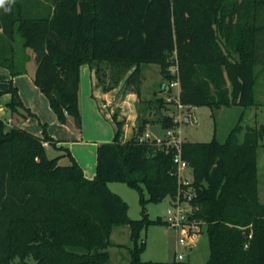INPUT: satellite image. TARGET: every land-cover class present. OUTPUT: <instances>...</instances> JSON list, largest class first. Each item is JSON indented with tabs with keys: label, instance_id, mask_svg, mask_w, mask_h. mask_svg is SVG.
<instances>
[{
	"label": "trees",
	"instance_id": "trees-1",
	"mask_svg": "<svg viewBox=\"0 0 264 264\" xmlns=\"http://www.w3.org/2000/svg\"><path fill=\"white\" fill-rule=\"evenodd\" d=\"M13 0L0 7V66L14 77L27 72L34 53V81L60 123L73 118L82 129L81 66L96 69L105 91L121 82L140 97L132 138L113 115L115 135L98 146L97 174L88 178L65 146L0 116V264H110L111 235L127 224L131 263L144 262L143 229L166 222L149 217L147 201L192 192V222L207 231V264H264V201L259 149L264 122L245 123L243 111L227 139L186 141L189 185L179 180L173 146L141 136L153 124L179 125L174 102L155 94L143 98V64H159L173 79L170 57L177 54L182 103L221 107L260 106L257 87L264 73V0ZM175 76V77H174ZM106 77L108 81H106ZM106 81V82H105ZM162 90H164L162 88ZM8 106L37 115L9 80ZM64 151L50 156L47 145ZM70 158L61 164L62 156ZM125 182L140 194L142 216L110 182ZM146 191L150 198L146 199ZM176 263V262H175Z\"/></svg>",
	"mask_w": 264,
	"mask_h": 264
},
{
	"label": "rangeland",
	"instance_id": "rangeland-1",
	"mask_svg": "<svg viewBox=\"0 0 264 264\" xmlns=\"http://www.w3.org/2000/svg\"><path fill=\"white\" fill-rule=\"evenodd\" d=\"M233 1L234 0H231L230 3ZM170 61V69H172L177 65L178 62L176 52H174L170 57ZM31 70V63L30 65L27 64V72H31ZM141 70L142 74H144L146 77V80L142 82L140 88V93L143 98L148 99V97L153 95L154 91L156 90L162 91L161 88L163 84L168 86L169 82L172 80V78L168 79L162 74L161 66L159 64H143ZM106 81H108L107 77ZM6 84L7 82L5 80H0V89L1 86L3 87ZM101 86L103 88V84H101ZM130 88L131 87L125 86V91H129ZM173 90H175V88H173ZM167 94V98L169 97L171 99L173 91L170 90V93L167 92ZM257 95L258 100L263 102V104L260 106H251L246 109L240 104L221 107L188 105V107L183 108L184 119L177 120L179 125L176 126V128L171 129L176 130L186 141L207 142L213 140L214 138L220 141H225L232 128L238 122L243 111H246L244 117L246 121L245 123L255 125L257 122H264V73L257 87ZM45 96L44 98L47 97ZM5 99L6 97L4 93L3 96L0 97V106H2L4 110L2 111L0 109V113H3L2 117H4V115H6L7 118L13 116L12 120L7 119L6 121L7 127L9 128L12 126V124H17L21 116L19 112L12 111L9 107H5ZM48 108H50V106H48ZM21 112L24 111L20 110V113ZM166 112H173V114H176L177 117V109L174 104H169V109ZM191 115H193V121L189 123L185 122V116L191 117ZM38 117V115L37 117L35 116L36 119ZM195 120H197V122H195ZM40 125L42 128V123ZM165 130L166 129H164V132ZM149 132H151L153 135H162L163 129L161 128L158 132L149 130ZM259 166L261 198L264 201V147L259 149ZM191 177V170L186 169L183 172L182 178L189 179ZM109 187L112 191L115 190L114 192L120 194L123 199L128 202L129 215L131 218H140L142 216L140 194L137 189L129 186L125 182L120 181L110 182ZM178 195L179 194H177L175 198L165 197L163 200L156 202L148 200L150 198V193L149 191H146V199L148 200L146 203V210L149 214V217L157 218L158 216H161L163 219H165L168 209L172 206L171 201H176L178 199ZM180 202L184 209L192 211V206L187 197L181 196ZM115 230L116 231L112 234V239L115 242L122 243V245L118 244L109 248L112 256L111 264H131L130 247L133 245V242L129 234L128 225H119ZM142 236L147 240L146 248L141 253V259L144 262L152 260L155 262L152 264H207L210 258V239L205 229L201 233H198L197 237L194 239L190 238L188 245L180 246L178 245L179 235L177 234V230L168 222L150 224L147 228L143 229ZM179 254H183V259L178 260ZM176 260L177 263H175ZM28 264H36V261L33 258H30Z\"/></svg>",
	"mask_w": 264,
	"mask_h": 264
},
{
	"label": "crops",
	"instance_id": "crops-1",
	"mask_svg": "<svg viewBox=\"0 0 264 264\" xmlns=\"http://www.w3.org/2000/svg\"><path fill=\"white\" fill-rule=\"evenodd\" d=\"M27 51V53L31 55V58L28 61V65H30V63L32 65L31 72L21 73L13 77L8 69L0 66V80H5L8 84L3 87L1 86L0 91L7 90L9 88V80L12 79L14 85L19 89L24 104L39 116L37 119L35 116L25 117L23 115L24 112L20 113L19 111L21 117L17 124L35 134L41 135L43 129L40 124L42 122L47 123V130L49 134L58 141V146L68 147L73 156L82 166L84 174L88 178H94L97 174L98 146L100 143L112 141L114 138L113 134L115 135V126L113 123L114 113L117 112L118 119L123 123L124 139L128 140L132 138L137 122L140 97L132 87L129 91H125L124 81L121 82L119 86L105 91L99 82L96 69L91 67L90 64L85 63L81 66L80 72V105L83 118L82 129L77 128L75 121L72 120L73 118H69L65 124L60 123L49 104L48 98L34 81L37 60L31 50ZM144 80H146V77L143 74V81ZM162 88L164 90H156L153 95H150L148 98L158 94V96H164L167 100H170L169 97L167 98V92L170 93V89L166 84H163ZM44 96L46 98H44ZM5 97L4 105L5 107H9L8 102L11 94L6 92ZM48 106H50V108H48ZM0 109L2 111L4 110L2 106H0ZM0 116H3L2 112L0 113ZM4 117H6V115H4ZM7 119L12 120L13 116H10ZM161 128L162 126L160 124H153L148 127L147 131L154 130V132H158ZM47 149L50 156L64 154V151L49 144L47 145ZM60 163L69 164L70 158L64 155L61 157ZM117 226L119 225H116L113 228L112 234L116 231L115 229ZM128 230L130 234L129 226ZM197 235L195 237H197ZM112 241L115 245H122V243L115 242L113 239ZM111 263L112 259L110 261V264Z\"/></svg>",
	"mask_w": 264,
	"mask_h": 264
},
{
	"label": "built area",
	"instance_id": "built-area-1",
	"mask_svg": "<svg viewBox=\"0 0 264 264\" xmlns=\"http://www.w3.org/2000/svg\"><path fill=\"white\" fill-rule=\"evenodd\" d=\"M172 73L176 76L173 78L169 84L168 88L173 91V95L171 97V100L174 102L177 109V117L176 114L175 117L177 120L184 119L183 116V108L188 107V105L182 103L180 94H181V83H180V77H179V69L178 65L172 68ZM175 88V90H173ZM179 110V114H178ZM176 111V110H175ZM190 121H193V115L190 117ZM197 122V120H195ZM140 140H149L152 141L158 145H167V146H173L177 153L174 156V162L177 165L178 169V175L179 180L183 184L189 185L192 177L182 178L183 172L186 169H189V164L186 160L183 159L181 149H182V143L183 138L182 136L176 131L171 128L166 129L163 135H153L151 132L146 131L140 138ZM185 197H187L188 200L192 198L193 193L189 192L184 194ZM178 199L176 201L172 200V206L168 209L165 221L168 222L172 227L176 228L177 234L179 235L178 239V245H188L189 239H194L196 236V232L200 230V227L198 224L192 222V220H189L191 216V210L188 211L183 208V205L180 202L181 194L179 192V195L177 197ZM183 254L178 255V260L183 259Z\"/></svg>",
	"mask_w": 264,
	"mask_h": 264
},
{
	"label": "clouds",
	"instance_id": "clouds-1",
	"mask_svg": "<svg viewBox=\"0 0 264 264\" xmlns=\"http://www.w3.org/2000/svg\"><path fill=\"white\" fill-rule=\"evenodd\" d=\"M13 2V0H0V7H3L6 3Z\"/></svg>",
	"mask_w": 264,
	"mask_h": 264
},
{
	"label": "water",
	"instance_id": "water-1",
	"mask_svg": "<svg viewBox=\"0 0 264 264\" xmlns=\"http://www.w3.org/2000/svg\"><path fill=\"white\" fill-rule=\"evenodd\" d=\"M185 122H187V123L190 122L189 116H185ZM189 220H192V216H190Z\"/></svg>",
	"mask_w": 264,
	"mask_h": 264
}]
</instances>
